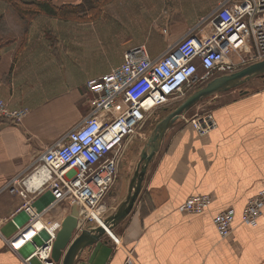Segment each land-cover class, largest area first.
<instances>
[{
	"label": "crops",
	"instance_id": "crops-1",
	"mask_svg": "<svg viewBox=\"0 0 264 264\" xmlns=\"http://www.w3.org/2000/svg\"><path fill=\"white\" fill-rule=\"evenodd\" d=\"M49 1L55 7L80 9L69 16L68 9L59 15L40 12L25 25L0 0L1 33L9 38L0 47V98L9 108H28L19 121L0 116V264H29L25 257L31 249L29 243L17 249L11 244L16 225L25 224L29 215L21 208L23 198L2 188L87 112L91 94L86 81L119 64L132 46L143 45L150 56L159 54L211 7L186 22L176 14L185 9L177 7L170 17L174 21L169 27L160 22L159 31L155 17L166 0H111L95 19L87 10L91 0ZM136 8L156 30L148 28L143 38H125L118 21L131 17ZM261 81L260 87L243 93L234 88L207 97L215 126L203 135L186 121L192 107L179 116L165 131L133 207L110 229L117 240L105 232L74 264H264V205L255 225L241 220L247 199L264 189ZM194 193L210 195L207 209L179 210ZM50 198L43 190L33 204L39 210ZM70 207L59 202L40 218H63ZM227 207L234 210L233 225L221 237L212 216ZM25 234L32 238L35 232L31 227ZM30 263L39 264L34 258Z\"/></svg>",
	"mask_w": 264,
	"mask_h": 264
},
{
	"label": "built area",
	"instance_id": "built-area-1",
	"mask_svg": "<svg viewBox=\"0 0 264 264\" xmlns=\"http://www.w3.org/2000/svg\"><path fill=\"white\" fill-rule=\"evenodd\" d=\"M262 59L264 0H220L157 55L150 56L143 45L126 49L119 64L86 81L91 94L87 112L2 188L22 197L21 208L29 215L25 224L16 225L13 247H19L15 238L24 236L21 241L31 248L25 257L29 264L32 258L39 264H60L51 251L62 218L44 221L40 218L42 212L59 202L76 204L77 231L83 225L100 224L104 197L114 183L124 149L155 109L173 108L185 97L182 89L196 79L198 71L200 82H206L219 73ZM170 100L172 106H168ZM27 112V107H7L0 98V116L19 121ZM186 121L199 135L215 126L209 109L193 113ZM43 190L51 198L38 210L33 198ZM210 199L206 193L190 194L178 209L201 213ZM263 205L264 189H260L247 199L242 222L255 225ZM233 219L231 207L214 213L212 221L221 237L230 233ZM38 222L41 224L36 226ZM27 227L35 229L32 238L24 234ZM105 232L117 240L110 229Z\"/></svg>",
	"mask_w": 264,
	"mask_h": 264
},
{
	"label": "water",
	"instance_id": "water-1",
	"mask_svg": "<svg viewBox=\"0 0 264 264\" xmlns=\"http://www.w3.org/2000/svg\"><path fill=\"white\" fill-rule=\"evenodd\" d=\"M252 77H259L264 81V59L251 62L235 71L218 74L208 79L203 85L181 99L154 123L146 142L140 150V160L130 177L126 196L104 220V224L108 229H111L122 220L133 207L145 178L147 167L159 148L165 131L171 127L176 119L199 101L215 93L238 87ZM78 214V206L72 204L69 213L62 218L60 228L55 233L51 256L55 261H59L60 264H74L83 250L86 248L90 249L105 233L103 225L87 224L74 234V231L79 226Z\"/></svg>",
	"mask_w": 264,
	"mask_h": 264
},
{
	"label": "rangeland",
	"instance_id": "rangeland-1",
	"mask_svg": "<svg viewBox=\"0 0 264 264\" xmlns=\"http://www.w3.org/2000/svg\"><path fill=\"white\" fill-rule=\"evenodd\" d=\"M110 1L111 0H108L107 2H105L101 9H103L104 6L107 5ZM218 3H219L218 0H215L214 2L212 0H185L183 3H178V2H176V0L175 1L174 0L163 1L162 5L160 7L162 9L161 14L159 16L155 17V19H156L155 24L158 25L157 28L159 29V31H160V28H162V25H164V26L167 25L169 27V25L172 23V20L174 21V19L170 18V17L173 16L177 7H181L182 9H185V12L184 11H176V14L178 16H183V18L186 22L188 19H192L197 13L202 12L205 8L211 6L207 11V13H209L212 9H214L218 5ZM135 10H138V11L136 13H134ZM135 10L133 11V14L131 15V17H126V18L118 21L120 23V25H117V28H121L122 33H126L124 36L125 38H128V37H130V38H132V37L143 38L148 33H150V30H147L148 28H150L152 30V32H154L156 30L154 24H149L151 22L146 21L149 18L145 20L143 18L142 13L139 11V9L136 8ZM155 15H156V13L155 14L152 13V16H155ZM167 15H168V18H166V20H163V18L167 17ZM92 19H95V17ZM160 22L162 23L161 26H160ZM164 30L165 29L163 27V31ZM185 31H182L181 33L175 35L173 40H176ZM114 32H116V31L114 30ZM141 32L143 35L141 34ZM246 64H248V63H246ZM242 66H244V65H242ZM242 66H240V67H242ZM200 75H201V71H198L196 79L194 81H191L188 85L184 86V88L182 90H183V93H185V96L188 93H190L191 91H193L194 89H196L199 86L204 84V82H200V80H199ZM261 84H262L261 78L252 77L248 81L243 83L242 85L235 87L236 88L235 91H237V93H243L244 91H247L250 88L260 87ZM232 89H234V88H232ZM171 101L172 100H170L168 102V106L173 105V102H171ZM206 101H207V99L205 98V99L199 101L200 103L203 102L202 105H199L197 107L192 106V108L190 110H188L189 112L187 111L188 112V114H186L187 117L191 116L195 112H201V111L207 110L208 104L206 103ZM170 108L171 107H168V109L165 111V113ZM161 109H163V108L160 107V108L155 109V111L151 114V116L144 123L142 128H140L137 131L135 136H133L131 138V140L127 144L126 148L124 149V152H123V154L120 158V161H119L118 170H117V174H116L114 183H113L112 187L109 189V191L107 192L106 196L104 197V200L106 201L107 206L105 207V210L103 212V215H102L103 218L104 217L106 218L109 214H111L116 208V206H115L116 202L118 200L120 202L126 196V194H127L126 191L128 190V184H129L130 177H131L134 169L136 168V166L140 160V156H139L140 150L142 149L144 143L146 142L147 137H148L150 131L152 130L154 123L158 119H160V118H158V115H159V111ZM11 193H14V192H11ZM124 193H125V195H124ZM82 227H84V225ZM76 232H78V231L76 230Z\"/></svg>",
	"mask_w": 264,
	"mask_h": 264
},
{
	"label": "trees",
	"instance_id": "trees-1",
	"mask_svg": "<svg viewBox=\"0 0 264 264\" xmlns=\"http://www.w3.org/2000/svg\"><path fill=\"white\" fill-rule=\"evenodd\" d=\"M3 1L8 3L9 7L12 10H14V12L21 19L24 20L25 25L27 22H29V20H31L34 16H36L40 12L48 15H59V13L67 12L64 11V9H68V12L66 13L65 16H69L70 13H74L80 9V6L55 7L51 5L49 0H3ZM107 1L108 0L89 1L87 10H89L91 14L90 18H94V17L96 18L100 13L103 4ZM3 17L4 15L1 13L0 14V47L5 43L9 42L8 41L9 38L1 33ZM164 113H165V109H161L159 111L158 118H161Z\"/></svg>",
	"mask_w": 264,
	"mask_h": 264
},
{
	"label": "bare ground",
	"instance_id": "bare-ground-1",
	"mask_svg": "<svg viewBox=\"0 0 264 264\" xmlns=\"http://www.w3.org/2000/svg\"><path fill=\"white\" fill-rule=\"evenodd\" d=\"M248 64H249V63H248ZM246 65H247V64H246ZM244 66H245V65H244ZM242 67H243V66H242ZM240 68H241V67H240ZM240 68H237V69H240ZM237 69H236V70H237ZM103 74H104V73H103ZM219 74H220V73H219ZM191 92H192V91H191ZM188 94H189V93H188ZM188 94H187V95H188ZM187 95H186V96H187ZM185 112H186V111H185ZM185 112H184V113H185ZM184 113H182V114H184ZM182 114H181V115H182ZM181 115H180V117H181ZM99 220H100V224L103 225V226L105 227V230H106V231H109L108 227L104 224L105 217H104V218H101V219L99 218ZM29 228H31V227H27V229H25V231H27ZM33 230H34V232H35V229H33ZM25 231H24V234H25ZM31 231H32V230H31ZM25 235H26V234H25ZM22 238H24V236H17V237L15 238V240H14L15 243H18L17 245H19V247H20V244L23 243V242L21 241ZM23 245H24V244H23ZM21 246H22V245H21Z\"/></svg>",
	"mask_w": 264,
	"mask_h": 264
}]
</instances>
